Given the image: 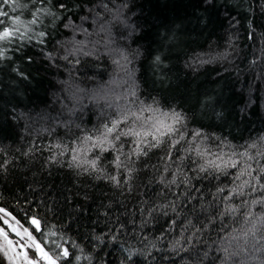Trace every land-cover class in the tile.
Segmentation results:
<instances>
[{
	"label": "snow or ice",
	"instance_id": "1",
	"mask_svg": "<svg viewBox=\"0 0 264 264\" xmlns=\"http://www.w3.org/2000/svg\"><path fill=\"white\" fill-rule=\"evenodd\" d=\"M218 3L197 0L203 9L198 19L210 23ZM134 5L135 0H0V181L38 164L30 189L38 176L55 171L72 178L73 195L83 200L92 198L87 188L99 184L112 193L104 194L107 200L86 226L80 219L90 210L79 206L55 222L32 214V230L0 207L6 225L0 226V264H264V128L247 136L225 132L221 99L209 93L198 105L218 130L190 128L194 114L166 95L177 83L173 30L149 53L160 91L145 94L130 67L145 55L130 47L139 27ZM245 11L251 40L261 27L257 14L264 24V0H249ZM227 23L235 28L239 20L229 13ZM234 35L224 51L207 58L196 54L184 67L196 73L206 64L234 63ZM260 42L249 63L260 66L256 79L264 84V31ZM103 57L124 73L120 91L80 86L95 78L87 75L89 60L98 64ZM37 63L68 77L58 81L67 95L54 94L55 115L23 102L19 84L31 83ZM241 102L238 114L245 117L257 102L251 85ZM229 176L223 183L221 177ZM49 199L56 203L50 194ZM38 207L57 216L47 200ZM42 222L52 246L47 250L33 234L44 232Z\"/></svg>",
	"mask_w": 264,
	"mask_h": 264
},
{
	"label": "trees",
	"instance_id": "2",
	"mask_svg": "<svg viewBox=\"0 0 264 264\" xmlns=\"http://www.w3.org/2000/svg\"><path fill=\"white\" fill-rule=\"evenodd\" d=\"M248 2L249 0H219L217 9L211 14L210 23L205 24L198 19L203 9L197 6V0H135L136 15L133 20L138 23L139 27L137 34L132 37L130 47L132 49L139 47L141 51L145 52V55L135 60L130 67L136 70L137 82L145 94L159 92L158 83L154 82L149 53L160 48L159 37L162 34L170 30L176 32L179 50L174 52L172 63L175 66L173 78L177 83L176 87L167 90L166 95L169 102L182 106L189 111L190 115L194 114L189 125L190 128L200 127L201 124H204L206 131L218 130L210 113L207 116L201 115L198 101L203 98L204 93L216 95L221 99L222 107L228 118V127L224 129L225 132L231 129L233 135L242 133L247 136L249 132L255 135L258 130L264 128V84L256 79L260 66L250 67L249 63L261 47L260 32L264 31V24L257 14L256 24L261 27L256 29L251 40L247 38L246 25L250 17L245 9L248 7ZM235 4H239L240 7H234ZM229 13L239 20V25L235 28H230L227 23ZM116 32H119V26H117ZM232 33H235L232 38L236 44L233 54L234 63L206 64L196 73L184 67L185 60L196 54L204 55L207 58L209 54L214 56L217 52L224 51L227 48V38ZM82 38L77 37V39ZM88 64L87 75L95 78L94 80H83L81 87H107L117 91L121 90L119 83L124 78V73L112 63L111 59L103 57L98 64L89 60ZM225 67L228 68V71L224 70ZM33 74L34 78L30 84H19L24 104L31 107L38 106L41 109L48 108L55 115L59 110V104L53 105L54 94L67 95L63 91L67 86L58 83V81L67 80L68 77L46 70L40 63L34 66ZM112 81H116V83H110ZM249 85L252 86L253 96L257 98V102L249 113L242 117L238 111L243 106L242 99L247 100ZM241 89H244L243 98L239 95ZM258 89L260 91H257ZM88 119L94 120V117L89 113ZM152 162H155V158ZM38 171H40L38 164L30 169L22 167L6 182L0 181V207L12 212L29 230L33 228L29 222L32 214L38 212L40 216H46L48 221L55 222L67 217L74 206L90 210L80 219V224L86 226L89 218L95 216L99 202L107 200L108 196L104 194L108 193L109 196L112 194L105 185L99 184L87 188L92 197L90 200L78 198L73 195L75 188L72 178L66 173L55 171L51 177H47L46 173L38 176L36 179L39 183L33 184V189H30L28 184L33 183V172ZM221 180L228 184L231 177H221ZM68 189H72V192H68ZM49 194L54 197L56 203L49 199ZM65 195L72 197L70 202H65ZM42 199L47 200L48 206L56 210V217L46 210H39V202ZM42 227L44 232H33V234L46 246L47 250L52 246L45 237L47 227L43 222ZM70 235L75 236V232H70Z\"/></svg>",
	"mask_w": 264,
	"mask_h": 264
},
{
	"label": "rangeland",
	"instance_id": "3",
	"mask_svg": "<svg viewBox=\"0 0 264 264\" xmlns=\"http://www.w3.org/2000/svg\"><path fill=\"white\" fill-rule=\"evenodd\" d=\"M0 215H2V214H0ZM0 226L6 228V225H3V222H2V221H1V225H0ZM10 237H11L12 239H19L18 237L15 236L14 233H11V232H10ZM32 253H33V250L30 249V250H29V256H30V257L32 256ZM5 264H7L6 261H5Z\"/></svg>",
	"mask_w": 264,
	"mask_h": 264
}]
</instances>
